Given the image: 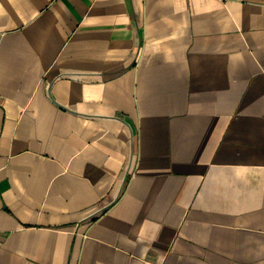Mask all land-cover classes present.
<instances>
[{"label":"crops","instance_id":"crops-1","mask_svg":"<svg viewBox=\"0 0 264 264\" xmlns=\"http://www.w3.org/2000/svg\"><path fill=\"white\" fill-rule=\"evenodd\" d=\"M0 264H264V0H0Z\"/></svg>","mask_w":264,"mask_h":264}]
</instances>
